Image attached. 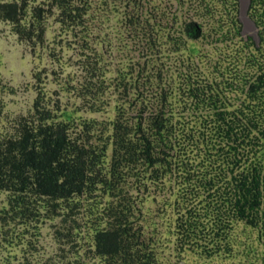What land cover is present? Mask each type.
I'll list each match as a JSON object with an SVG mask.
<instances>
[{
  "label": "trees",
  "instance_id": "obj_1",
  "mask_svg": "<svg viewBox=\"0 0 264 264\" xmlns=\"http://www.w3.org/2000/svg\"><path fill=\"white\" fill-rule=\"evenodd\" d=\"M95 1H0V22L32 49L45 47L50 18L83 42V80L71 89L87 110H103L111 88L118 98L112 119L82 121L75 134L74 112L55 115L38 90L32 114L0 134L5 213L16 222L65 210L66 236L86 227L99 264H159L141 205L149 187L173 180L169 234L179 247L230 254L242 224L256 231L264 264V0H248L256 37L245 40L237 0H103L144 58L111 78L88 44ZM203 43L233 49L204 70Z\"/></svg>",
  "mask_w": 264,
  "mask_h": 264
},
{
  "label": "rangeland",
  "instance_id": "obj_2",
  "mask_svg": "<svg viewBox=\"0 0 264 264\" xmlns=\"http://www.w3.org/2000/svg\"><path fill=\"white\" fill-rule=\"evenodd\" d=\"M153 2L166 6L167 0ZM237 2L243 40L247 36L255 38L256 28L248 16V0ZM113 8L114 4L105 5L103 0H97L92 14L88 16V44L103 57L101 64L108 78L114 77L117 69L128 68L131 59L133 62H144V58L140 57V51H143L141 43L137 42L138 47L134 44L130 34L119 23L122 17L120 12ZM143 9L145 11L146 8ZM46 27L45 47L32 49L18 41L9 24L0 22L1 135L13 133L18 121L32 114L38 90L45 95L47 107L55 115L63 110L74 112L71 121L73 133L80 131L82 121L102 122L115 115L118 98L112 94V88L104 95V109L98 112L87 110L76 91L71 89V86L77 87L83 80L84 71L79 65L83 42L74 44L71 35L62 32L53 18L48 19ZM232 49H225L222 44L203 43L201 52L207 57L204 61L198 57L195 60L205 70L209 65L208 57L211 56L214 61L219 52L231 53ZM93 51L88 53L92 55ZM242 68L240 66L239 69ZM175 188L173 180L158 187H149L144 193L146 200L141 205L146 233L152 234L157 243L159 264H262V247L257 241V233L242 224H238L234 230L236 243L230 254L205 257L186 247H179L169 234V227L174 224L175 210L167 205V202L173 201L170 195ZM8 207V193L0 191V264H99V260L89 253L86 227L81 226L78 236H66L70 220L65 210L58 212L63 213L62 216H50L41 210L37 217L15 222L10 219V214L5 213ZM81 216L79 214L78 221L82 225L84 220Z\"/></svg>",
  "mask_w": 264,
  "mask_h": 264
}]
</instances>
